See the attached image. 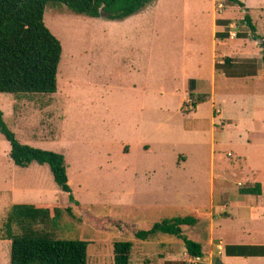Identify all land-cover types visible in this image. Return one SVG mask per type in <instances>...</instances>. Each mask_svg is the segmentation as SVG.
Here are the masks:
<instances>
[{
    "label": "rangeland",
    "instance_id": "obj_1",
    "mask_svg": "<svg viewBox=\"0 0 264 264\" xmlns=\"http://www.w3.org/2000/svg\"><path fill=\"white\" fill-rule=\"evenodd\" d=\"M240 1L264 32L263 0ZM224 6L234 23L225 31L249 27L244 10L227 0H154L121 20L45 5L43 22L62 46L57 88L0 93L3 120L21 143L64 156L70 193L88 212L139 226L195 216L197 222L182 229L203 251L200 259L190 257L180 239L165 233L139 240L114 228L99 230L74 205L72 215L57 221L55 235L88 239L87 264H113L112 243L118 240L132 241L130 264H264L263 254L228 258L225 252L226 245H264V210L248 212L264 196L239 192L255 182L264 185V62L263 79L247 88L238 79L226 83L235 91L251 89L241 91L258 99L253 103L248 96L239 127L210 126L185 109L194 88L189 79L208 89L211 84L212 18ZM261 48L252 42L247 51ZM8 151L0 133V264H9L2 224L12 203H70L47 165L18 166Z\"/></svg>",
    "mask_w": 264,
    "mask_h": 264
},
{
    "label": "trees",
    "instance_id": "obj_2",
    "mask_svg": "<svg viewBox=\"0 0 264 264\" xmlns=\"http://www.w3.org/2000/svg\"><path fill=\"white\" fill-rule=\"evenodd\" d=\"M152 1L0 0V93L55 92L62 46L43 22L44 8L48 2L64 4L78 14L121 20ZM227 1L243 7L239 0ZM243 20L254 29L248 14H245ZM216 35L219 36L218 33ZM214 67L218 71L221 66L215 62ZM189 97L192 98L194 108L204 99V95L194 96L192 91ZM0 133L9 143L8 156L14 164L21 167L32 162L47 165L54 183L69 194L70 202L64 205L37 202L11 204L2 224L3 239L10 242L9 264H87L88 239H60L55 235L57 221L64 213L72 215L74 205L80 213H84L85 221L99 230L114 228L139 240L165 233L180 239L190 257H203L201 243L186 236L182 229L184 225L196 223L195 216L163 218L139 226L114 215H93L74 200L70 193L64 156L61 153L21 143L3 120L1 110ZM239 192L243 195H259L262 192L261 184L255 182L253 186L241 187ZM131 251L132 241H114L112 263L130 264ZM225 252L227 255L261 256L264 255V245H226Z\"/></svg>",
    "mask_w": 264,
    "mask_h": 264
},
{
    "label": "crops",
    "instance_id": "obj_3",
    "mask_svg": "<svg viewBox=\"0 0 264 264\" xmlns=\"http://www.w3.org/2000/svg\"><path fill=\"white\" fill-rule=\"evenodd\" d=\"M242 3L243 7L239 5L237 6L243 9L244 13L249 16L248 10L250 7L246 2ZM262 4H264V0L260 3V6ZM260 9H264V5L261 6ZM225 13V6L222 11H219L218 13L214 11L213 13L211 33L212 70L210 73L209 83L211 84L209 85V89L206 86L207 84L202 80H198L196 78L188 80L187 86L190 87L191 85H194L192 91L194 95H204L203 101L198 103L195 110L189 113H193L196 120H208L210 126L221 125L222 127H226L228 125H234V127H239L243 121V117L248 114V112H246L247 103L249 101L248 96L252 98L253 103L258 101V99L252 97L248 91L241 90H251L245 89V87L247 88L246 85L248 83L256 82L260 78L263 79L260 75H262V62H264V56L261 54V51H264V32L259 30L253 24V30L250 27H239L230 28L228 31H225L224 28L226 26L230 27L234 24L233 19ZM249 18L251 20L250 16ZM217 33L219 36L216 35ZM252 42L262 46L258 53H250L247 51V47H249ZM215 62L221 66L218 71L215 70ZM231 79H238L241 81L243 86L245 84V87H240L239 91L233 90L226 84L227 81ZM191 81L192 84L190 83ZM219 83L221 86H219ZM217 97L220 98L221 106L218 103L219 107L215 105ZM186 98L187 89L185 96L181 98V104L184 100H186ZM205 106H207L208 109L203 111ZM251 116L258 117V112H251ZM245 141L246 144H249L248 136L245 137ZM228 152L231 156L233 155V152ZM240 156L243 158V163L249 164V159L246 158V155L241 153ZM260 184L263 192L256 196L258 198H263L264 185L263 183ZM262 200H264V198ZM255 203V206H250V210L248 211L251 216L264 210V202L260 201V205L257 201H255ZM226 257H239V255H227Z\"/></svg>",
    "mask_w": 264,
    "mask_h": 264
},
{
    "label": "built area",
    "instance_id": "obj_4",
    "mask_svg": "<svg viewBox=\"0 0 264 264\" xmlns=\"http://www.w3.org/2000/svg\"><path fill=\"white\" fill-rule=\"evenodd\" d=\"M221 6H222V4H218V7L221 9ZM234 35V34H233ZM232 35V36H233ZM187 103V102H186ZM186 110H188L189 109V111L191 112V110L192 109H194V106H193V102H192V99H189L188 100V104H187V107L185 108ZM228 155H230V153H228Z\"/></svg>",
    "mask_w": 264,
    "mask_h": 264
},
{
    "label": "water",
    "instance_id": "obj_5",
    "mask_svg": "<svg viewBox=\"0 0 264 264\" xmlns=\"http://www.w3.org/2000/svg\"><path fill=\"white\" fill-rule=\"evenodd\" d=\"M215 264H222V262L218 259H216Z\"/></svg>",
    "mask_w": 264,
    "mask_h": 264
}]
</instances>
